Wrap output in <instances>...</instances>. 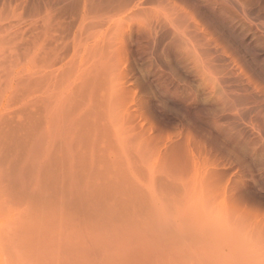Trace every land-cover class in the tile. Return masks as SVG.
Segmentation results:
<instances>
[{"label": "rangeland", "instance_id": "1", "mask_svg": "<svg viewBox=\"0 0 264 264\" xmlns=\"http://www.w3.org/2000/svg\"><path fill=\"white\" fill-rule=\"evenodd\" d=\"M0 264H264V0H0Z\"/></svg>", "mask_w": 264, "mask_h": 264}]
</instances>
